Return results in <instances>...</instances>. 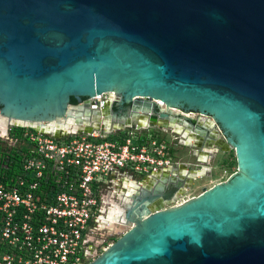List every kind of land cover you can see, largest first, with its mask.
<instances>
[{"label":"water","instance_id":"obj_1","mask_svg":"<svg viewBox=\"0 0 264 264\" xmlns=\"http://www.w3.org/2000/svg\"><path fill=\"white\" fill-rule=\"evenodd\" d=\"M0 122L57 138L154 125L198 155L233 150L237 170L182 202L202 169L136 184L128 228L87 264H264V0H0Z\"/></svg>","mask_w":264,"mask_h":264},{"label":"built area","instance_id":"obj_2","mask_svg":"<svg viewBox=\"0 0 264 264\" xmlns=\"http://www.w3.org/2000/svg\"><path fill=\"white\" fill-rule=\"evenodd\" d=\"M113 101L111 92L90 98L96 110ZM15 127L0 122V264L89 263L119 207L110 197L176 164L154 125L62 138Z\"/></svg>","mask_w":264,"mask_h":264},{"label":"rangeland","instance_id":"obj_3","mask_svg":"<svg viewBox=\"0 0 264 264\" xmlns=\"http://www.w3.org/2000/svg\"><path fill=\"white\" fill-rule=\"evenodd\" d=\"M129 113V112H127ZM195 115V114H194ZM155 131L158 135L165 140V142L171 148V154L174 161L182 163H187L190 169H202L203 175L198 176L192 187L179 198V202L189 199L193 196L200 194L204 187H212L214 184L224 181L230 177L232 173L237 170V162L235 157V152L233 150L229 152H213L210 156L205 159H200L196 157V147L184 144L183 135H178L172 129H163L160 127H155ZM100 131V127L96 128ZM102 131V130H101ZM185 135V134H184ZM177 137H182L181 140ZM214 150V149H213ZM212 150V151H213ZM234 152V155L232 154ZM236 162V163H235ZM227 170V173H225ZM231 171H233L231 173ZM129 193H127V196ZM108 196H112L109 195ZM126 196V197H127ZM126 197L119 198V196L110 197L112 201L108 203L112 206L118 202L119 206H124V200ZM113 224V225H112ZM112 225V226H111ZM128 225H120L116 223L103 224L99 229V235L101 239V244L97 248V252L94 253L93 258L95 259L100 255L111 243H113L119 236H121L124 231L128 228ZM96 239H99L96 237Z\"/></svg>","mask_w":264,"mask_h":264},{"label":"flooded vegetation","instance_id":"obj_4","mask_svg":"<svg viewBox=\"0 0 264 264\" xmlns=\"http://www.w3.org/2000/svg\"><path fill=\"white\" fill-rule=\"evenodd\" d=\"M129 110H130V105H124V106H119L118 107V110H117V112L119 113V114H125V113H127V112H129ZM175 110V112H178V114H184L183 113V111L184 110H181V109H174ZM187 113H188V111H187ZM195 114V115H194ZM194 122H198V123H210V121H211V118H209V117H204V116H201L200 114H196V113H194V112H192V113H190L189 115H188ZM110 124H113V121H110ZM100 129L101 130H103V131H106V132H110V131H112L111 129H109L108 127H102V126H100ZM176 133V132H175ZM183 134H185V135H183V137H184V139H182V137H177V138H179V140H184L185 142H184V144H186V142L189 140L188 139V133L186 132V129L185 130H183ZM179 134H177V136H178ZM187 135V136H186ZM180 136V135H179ZM181 138V139H180ZM204 141L205 142H207V140L204 138ZM196 151H198L197 149H196ZM212 151V150H211ZM196 154V153H195ZM196 157L197 158H200V159H205L206 157H208V156H205V155H198V154H196ZM189 168V167H188ZM200 169V168H199ZM189 170L191 171V170H193L194 171V169H190L189 168ZM124 207H125V204H124V206H123V209H124Z\"/></svg>","mask_w":264,"mask_h":264},{"label":"crops","instance_id":"obj_5","mask_svg":"<svg viewBox=\"0 0 264 264\" xmlns=\"http://www.w3.org/2000/svg\"><path fill=\"white\" fill-rule=\"evenodd\" d=\"M176 162V161H175ZM181 165V164H183L181 161H179V162H176V164H175V166H172V167H168V168H166V169H162V170H160L159 172H157V173H155V174H161V176H163V174L167 171V172H169L170 170L172 171V170H181L182 172L184 171V173L186 174V175H188V173H189V168H188V166L187 167H181V168H179L178 166L179 165ZM184 164H187V163H184ZM184 168V169H183ZM155 174H153V175H155ZM153 175H151V176H153ZM169 175L170 176H173V171L172 172H170L169 173ZM149 177V176H148ZM147 179V177H144V178H140V180H139V182L137 183V184H141L143 181H145ZM136 185V184H135ZM135 187V186H134ZM133 187V188H134Z\"/></svg>","mask_w":264,"mask_h":264},{"label":"bare ground","instance_id":"obj_6","mask_svg":"<svg viewBox=\"0 0 264 264\" xmlns=\"http://www.w3.org/2000/svg\"><path fill=\"white\" fill-rule=\"evenodd\" d=\"M198 170V169H197ZM131 186H132V183H131ZM133 190L134 189H129V191H128V193L130 194L131 192H133ZM113 209H112V212H111V214H110V218H111V220H114V222L113 223H116V224H118L119 222L120 223H123L124 225H127V222L125 221V219H124V217L122 218L121 217V219L119 218L118 220H120V221H117L116 219H115V217L117 216V213H119L120 211H122L123 210V207H121V206H119V207H112ZM113 225V224H112ZM111 225V226H112Z\"/></svg>","mask_w":264,"mask_h":264},{"label":"trees","instance_id":"obj_7","mask_svg":"<svg viewBox=\"0 0 264 264\" xmlns=\"http://www.w3.org/2000/svg\"><path fill=\"white\" fill-rule=\"evenodd\" d=\"M71 103L76 104V103H77V100L74 99V98H72V99H71ZM114 110L117 111V110H118V106H114ZM15 129H16L17 132L22 133V132H24L27 128L16 126ZM31 130H32V129H31ZM163 140H164V139H163ZM0 151H8V148L3 149L2 146L0 145ZM10 151H11V150H10ZM232 154L234 155V152H232ZM8 156H10V155H9V154H5V157H6L7 160H8ZM0 158L2 159V155H1V154H0ZM235 163H236V162H235ZM232 172H233V171H231V173H232Z\"/></svg>","mask_w":264,"mask_h":264}]
</instances>
